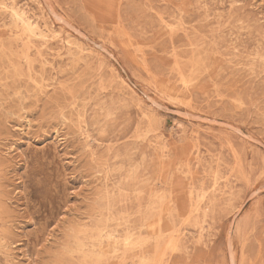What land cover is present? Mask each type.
Segmentation results:
<instances>
[{"label": "rangeland", "instance_id": "rangeland-1", "mask_svg": "<svg viewBox=\"0 0 264 264\" xmlns=\"http://www.w3.org/2000/svg\"><path fill=\"white\" fill-rule=\"evenodd\" d=\"M0 7V264H264V0Z\"/></svg>", "mask_w": 264, "mask_h": 264}, {"label": "bare ground", "instance_id": "bare-ground-1", "mask_svg": "<svg viewBox=\"0 0 264 264\" xmlns=\"http://www.w3.org/2000/svg\"><path fill=\"white\" fill-rule=\"evenodd\" d=\"M12 2V1H11ZM12 4V3H11ZM37 5V4H36ZM0 9H1V7H0ZM40 10V9H39ZM12 11V10H11ZM13 12V14H12V16L15 18V20L17 21V22H19V24L21 25V27H23L24 29H25V31H27L30 35H32V36H37V37H39V39H40V37H42V38H44V37H48L49 36V34H52V33H54V31L53 30H51L50 28H48L46 25H44V23L43 22H41L40 23V19H38V18H34V17H32V16H30L29 14H28V12L27 11H25V10H23V9H20V10H13L12 11ZM178 12V11H177ZM40 13H42V11L40 10ZM12 18V17H11ZM13 19V18H12ZM13 21V20H12ZM14 24V23H13ZM12 24V25H13ZM17 27V26H16ZM17 30V29H16ZM171 31V30H170ZM24 32V31H23ZM26 32V33H27ZM25 33V32H24ZM27 33V34H28ZM28 34V35H29ZM24 35H26V34H24ZM59 35V34H58ZM31 36V37H32ZM31 37H28V38H30L31 39ZM37 37H36V40H37ZM33 39V38H32ZM30 42V41H29ZM260 48V47H259ZM88 50V49H87ZM28 60V59H27ZM262 60H263V58H262ZM220 69V68H219ZM219 69H218V71H219ZM27 70H28V68H27ZM30 72V71H29ZM27 73H28V71H27ZM247 75V74H246ZM30 76V75H29ZM20 77V76H19ZM40 79H41V76H40ZM37 85V84H36ZM38 86V85H37ZM38 88V87H37ZM214 89V88H213ZM38 90V89H37ZM36 95V94H35ZM32 96H34V95H32ZM13 100V99H12ZM35 100V99H34ZM36 101V100H35ZM235 104H237L236 102H235ZM240 104H241V102H240ZM63 106V105H62ZM242 107V106H241ZM71 112V111H70ZM80 115H82V113L80 114ZM146 117V116H145ZM147 120H148V118H146ZM152 123V122H151ZM140 129V128H139ZM89 139V138H88ZM141 138H139V140H140ZM145 141V140H144ZM162 160V159H161ZM218 175V174H217ZM216 175V176H217ZM216 179V178H215ZM144 183V182H143ZM142 183V184H143ZM58 188V187H57ZM106 188V187H105ZM158 193V192H157ZM154 194H156V193H154ZM191 194V193H190ZM197 194V193H196ZM155 196V195H154ZM189 196V195H188ZM204 196H205V194H204ZM203 196H201V198H202ZM197 198H198V196H197ZM197 200H199V199H197ZM159 202H161V199H160V201ZM61 203V202H60ZM195 203V202H194ZM39 211V210H38ZM62 213V212H61ZM196 213V212H195ZM62 215V214H61ZM205 220V219H204ZM103 234V233H102ZM177 234V233H176ZM107 240H110L109 238L107 239ZM170 242V241H169ZM169 244V243H168ZM169 246V245H168ZM57 248V247H56ZM171 249V248H170ZM172 250V249H171ZM112 260V259H111ZM143 262V261H142ZM142 262H139V263H141L142 264ZM149 262V261H148Z\"/></svg>", "mask_w": 264, "mask_h": 264}]
</instances>
